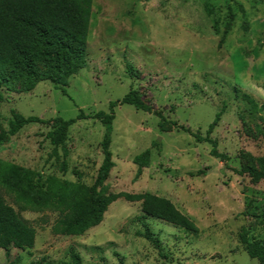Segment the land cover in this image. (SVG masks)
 <instances>
[{
    "label": "rangeland",
    "instance_id": "obj_1",
    "mask_svg": "<svg viewBox=\"0 0 264 264\" xmlns=\"http://www.w3.org/2000/svg\"><path fill=\"white\" fill-rule=\"evenodd\" d=\"M92 1L86 67L67 87L43 82L27 94L0 91V160L23 167L30 186L50 176L92 186L103 162L100 121L80 120L70 128L66 159L62 148L53 156L46 136L56 118L110 113L111 103L136 90L163 119L130 105L114 109L109 192L166 198L195 222L199 234L148 218L156 247L138 236L146 231L136 222L143 215L140 204L119 200L85 235L56 236L57 214L22 212L0 186L6 202L37 232L31 250L12 249L7 258L0 249V264H71L72 251L84 264H261L248 256L241 235L264 245V180L237 171L264 160V0ZM223 107L211 138L228 156L226 164L211 156L208 143L160 126L176 122L205 137ZM13 110L48 124H30L10 137ZM148 149L150 167L135 180L133 160Z\"/></svg>",
    "mask_w": 264,
    "mask_h": 264
},
{
    "label": "trees",
    "instance_id": "obj_2",
    "mask_svg": "<svg viewBox=\"0 0 264 264\" xmlns=\"http://www.w3.org/2000/svg\"><path fill=\"white\" fill-rule=\"evenodd\" d=\"M213 1V0H212ZM92 0H0V91L27 94L33 92L43 82H50L56 88H65L72 77L86 67L88 36L92 15ZM206 13L214 15V10L207 6ZM247 30V27H246ZM216 34L219 35L218 26ZM224 40L219 42V48ZM130 75L134 69L127 65ZM66 94V91H63ZM119 105L133 106L137 111L154 113L145 103L142 95L131 90L122 101L110 104V113L99 112L86 115L80 112L76 119L53 121V130L46 139L53 146V156L58 158V150L62 148L64 158L69 152L65 148L70 128L80 120L94 119L105 127L101 142L103 162L98 170L95 183L87 186L48 177L43 184L37 181L34 186L24 182L23 167L0 160V186L13 194L22 212H51L57 214L52 232L56 236L81 237L88 231L100 226L109 208L119 200L128 203H139L142 216L136 222L145 228V233L138 236L158 247V239L152 236L147 227V219L153 218L174 227L183 229L193 235L199 234L195 222L177 209L168 199L143 193L112 194L106 185L112 169L115 167L111 152L114 109ZM225 107L216 115L209 126L206 136L193 133L190 129L179 126L176 122L164 121L160 124L164 130L166 125L192 135L198 143L212 146L211 156L227 163L228 156L218 151V143L211 138L218 126ZM9 122L10 137H15L30 124L45 125L47 121L38 117H24L13 110ZM163 119L160 113H154ZM63 161L62 171H67V162ZM151 150L148 149L136 156L133 163L137 166L135 180L143 170L150 167ZM240 176H248L255 182L264 180V160L259 159L258 167H246L237 171ZM41 179V175H38ZM37 232L25 220L21 213L9 205L0 194V249L10 257L12 249L31 250L36 243ZM241 241L246 245L248 256L264 264V245L250 242L245 234ZM71 264H84L81 256L70 253ZM14 264V263H13ZM33 264H56L41 259Z\"/></svg>",
    "mask_w": 264,
    "mask_h": 264
}]
</instances>
